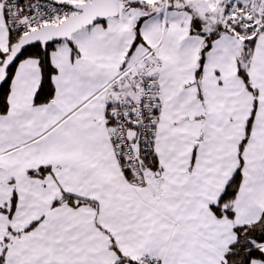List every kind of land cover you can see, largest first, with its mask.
<instances>
[{"label":"snow or ice","instance_id":"1","mask_svg":"<svg viewBox=\"0 0 264 264\" xmlns=\"http://www.w3.org/2000/svg\"><path fill=\"white\" fill-rule=\"evenodd\" d=\"M0 264H264V0H0Z\"/></svg>","mask_w":264,"mask_h":264}]
</instances>
